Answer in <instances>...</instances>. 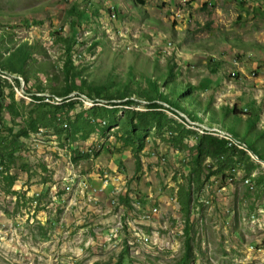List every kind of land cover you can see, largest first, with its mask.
Listing matches in <instances>:
<instances>
[{
  "label": "rangeland",
  "instance_id": "obj_1",
  "mask_svg": "<svg viewBox=\"0 0 264 264\" xmlns=\"http://www.w3.org/2000/svg\"><path fill=\"white\" fill-rule=\"evenodd\" d=\"M17 51L28 55L27 76L8 71L16 75H3L0 97L13 89L23 103L19 116L0 114V135L17 133L38 104L48 114L67 105L54 113L58 129L21 137L15 164L0 166V264H181L187 239L191 264H264V160L247 149L251 172L242 160L218 172L210 158L193 172L198 135L245 145L163 96L173 122L140 130L136 154L122 121L149 102L106 96L153 94L152 81L166 92L192 85L264 154V0H0V61ZM69 60L79 88L60 96Z\"/></svg>",
  "mask_w": 264,
  "mask_h": 264
},
{
  "label": "trees",
  "instance_id": "obj_2",
  "mask_svg": "<svg viewBox=\"0 0 264 264\" xmlns=\"http://www.w3.org/2000/svg\"><path fill=\"white\" fill-rule=\"evenodd\" d=\"M143 2V1H142ZM28 55L23 54L21 51L10 53L7 57L1 58L0 61V81L2 80L3 75H23L27 76L26 74V65H27ZM69 63L65 65V76L67 80L66 87L61 91H56L60 96H66L71 93L76 88H79L77 85L76 78L78 77V73L75 72V68L71 65L70 60ZM175 66L172 65L168 70V75H166L165 80L167 84L173 83L176 74L174 70ZM16 73V74H11ZM18 75V76H19ZM22 77V76H21ZM6 78V77H4ZM17 85L21 86V81L15 78ZM151 84L152 89L150 90L153 94L149 91H130L129 87H125L122 90H119L117 93H107V97L109 98H121V97H130L131 94H137L142 98H146V101L149 102V109L143 112H136V111H128L125 113L124 120L122 123L124 124L125 128L123 131V138L126 141L130 142L136 154L143 150L145 143L144 137L145 135L140 130L146 129L148 127H154L157 130H161L165 124L172 123L173 120L169 119L167 115L163 113L160 109L162 106L158 104L156 101L157 99L163 96L169 104L176 108L188 113L191 119L197 120L202 124H206V126L213 127L215 130L226 132L229 136L233 139L243 143L245 148H240L236 142H233L229 139L219 138L214 136L213 134H200L197 137V142L191 148L193 153L192 158V171H199L203 163L208 160H215L217 162V170L218 172H224L227 168H231L235 166L240 160L245 161V165L249 172H251L255 166L251 164V155L248 153L247 149H250L253 153H255L260 159L264 160V154L258 149L255 145L254 141H250L248 139H244L240 134L227 129L226 122V115L223 114L224 117L217 118L216 111L211 108V104H201L200 100H198V96L194 94V88L192 85L186 84L183 87H171L169 90H159V88H155L156 83L152 81ZM155 84V86H154ZM162 84V82L160 83ZM166 88V87H165ZM158 92V95L156 94ZM4 94V89L1 87L0 83V95ZM58 97V95H55ZM35 100H41L42 97L39 95H35L33 97ZM9 99V101L7 100ZM148 99V100H147ZM100 100V99H97ZM102 100V99H101ZM145 100V99H144ZM40 102V101H39ZM22 103L16 99L15 92L12 89V92L9 93L8 97L6 96L4 99L0 97V114L4 110H8L12 115L19 116V109L22 107ZM152 103V104H151ZM67 104L65 102L54 105L50 104V107H53V112L51 114L45 113V108L40 106L39 104L36 105L37 107L30 111L27 116H24V125L18 130L17 133L11 135L13 133V128H9L8 135H0V166L4 167L6 171H9L10 168L16 162V152L19 150V140L21 137H28L30 132L36 131L40 126L49 127L52 126L56 129L59 128L58 125V117L54 115L55 112H60L63 114L65 112V106ZM160 108V109H159ZM202 109L207 111L203 116H200ZM98 110H101L99 107H94L90 111L91 117H101V114L97 113ZM108 110V109H104ZM113 111V110H112ZM116 111V109L114 110ZM113 111V112H114ZM215 111V112H214ZM234 115H240L238 107L235 106L232 109ZM62 120V117H61ZM216 121V122H215ZM109 122H115V120L111 119ZM0 125H1V117H0ZM255 122H251L249 128H253ZM82 127L79 124H76L72 131L67 135V137L72 136L79 132ZM169 128L172 132L180 130L179 127H175V125H169ZM88 133H85L83 138L88 137ZM178 137H174L172 140H177ZM13 145V146H12ZM213 162V161H212ZM140 165V160H139ZM210 167L215 165L209 164ZM197 171V172H198ZM9 178L13 179L10 175ZM264 178V175H263ZM13 182V181H11ZM190 192L188 191L186 194V199H188ZM194 260V251L192 244L190 243V239L186 241V250L183 254L181 259V264H191ZM119 264H122L119 263Z\"/></svg>",
  "mask_w": 264,
  "mask_h": 264
},
{
  "label": "bare ground",
  "instance_id": "obj_3",
  "mask_svg": "<svg viewBox=\"0 0 264 264\" xmlns=\"http://www.w3.org/2000/svg\"><path fill=\"white\" fill-rule=\"evenodd\" d=\"M16 77V76H15ZM18 79H20L19 77H17ZM21 80V79H20ZM86 98H88V97H86ZM89 99V98H88Z\"/></svg>",
  "mask_w": 264,
  "mask_h": 264
},
{
  "label": "built area",
  "instance_id": "obj_4",
  "mask_svg": "<svg viewBox=\"0 0 264 264\" xmlns=\"http://www.w3.org/2000/svg\"><path fill=\"white\" fill-rule=\"evenodd\" d=\"M37 95V94H36ZM40 96V95H39Z\"/></svg>",
  "mask_w": 264,
  "mask_h": 264
}]
</instances>
